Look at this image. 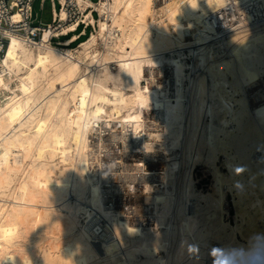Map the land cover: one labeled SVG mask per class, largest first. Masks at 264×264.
<instances>
[{"label": "bare ground", "instance_id": "bare-ground-1", "mask_svg": "<svg viewBox=\"0 0 264 264\" xmlns=\"http://www.w3.org/2000/svg\"><path fill=\"white\" fill-rule=\"evenodd\" d=\"M72 1L0 56V264H264V0Z\"/></svg>", "mask_w": 264, "mask_h": 264}, {"label": "built area", "instance_id": "built-area-1", "mask_svg": "<svg viewBox=\"0 0 264 264\" xmlns=\"http://www.w3.org/2000/svg\"><path fill=\"white\" fill-rule=\"evenodd\" d=\"M35 0H0V56L5 52V48L12 37L19 38L31 46L43 45L42 37L44 31L50 32L49 43L63 47L73 43H80L83 36H86L90 26L94 24L87 20V11H82L72 0L65 3L61 0H50L52 6V20L43 25L36 24L37 11L35 6V17H33V4ZM40 1L41 5L45 0ZM99 1V0H98ZM160 1V0H159ZM62 9L68 15L61 16ZM96 10H92L94 12ZM58 12V13H57ZM75 23V28L70 29L68 25ZM64 36L63 39L61 37ZM67 41H71L67 44Z\"/></svg>", "mask_w": 264, "mask_h": 264}, {"label": "rangeland", "instance_id": "rangeland-1", "mask_svg": "<svg viewBox=\"0 0 264 264\" xmlns=\"http://www.w3.org/2000/svg\"><path fill=\"white\" fill-rule=\"evenodd\" d=\"M94 1H98V0H94ZM158 2H160L162 4L163 0H160V1L156 0V3H158ZM161 4H159V5H161ZM36 11L38 13L37 14V18L35 20L36 24L42 23L43 25H46L47 23L51 22V20H52V6H51L50 0H45L43 5H41L40 1H38L37 4H36ZM94 16H95L96 19H98L100 17L99 16V12L97 10L94 12ZM95 27H97V23H96V25L94 24L93 26H90V28L88 29L87 35L92 30H95ZM87 35L83 36L82 39L87 37ZM63 38H64V36L61 37V39H63ZM73 44H74V46H76L77 43L75 42ZM5 100H6V96L3 93H1L0 94V103L3 104L5 102ZM111 138L113 140V137H112L111 134H110V136H106V137L103 136V143H104V145L108 146L110 144V142H111V146H108L110 148V150H108V152L117 161L118 159H120L119 156L124 153V144L122 143V141L114 143V142L111 141ZM104 140H106V141H104ZM119 148H121V149H119ZM158 152H160V151H158ZM115 160H114V162H115ZM115 163L116 164L113 165V167L115 169H113V170H114V172H116V176H117L116 177V182H117V184H122V182H124V177H123V173L124 172L123 171L125 170V165L123 163L122 164L121 163H117V162H115ZM116 168H117V171L118 170H120V171L117 172ZM122 169H123V171H122ZM206 172L207 171H205L203 165H200V164L195 165V167H194V176H195V178L197 180V186L200 189L203 188V189L207 190V189H209V187H211V182H212L211 178H212V176H211V174L209 172H207V173ZM120 174H122V176ZM141 203H142V200L139 201V204H141ZM229 210L232 213L234 211V207H233V204L231 202L229 203Z\"/></svg>", "mask_w": 264, "mask_h": 264}, {"label": "water", "instance_id": "water-1", "mask_svg": "<svg viewBox=\"0 0 264 264\" xmlns=\"http://www.w3.org/2000/svg\"><path fill=\"white\" fill-rule=\"evenodd\" d=\"M35 6H36V0L34 1V4H33V17H35Z\"/></svg>", "mask_w": 264, "mask_h": 264}]
</instances>
